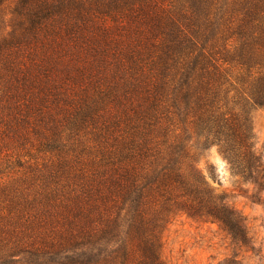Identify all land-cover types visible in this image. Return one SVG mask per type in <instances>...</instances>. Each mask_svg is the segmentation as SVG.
<instances>
[{"label":"trees","instance_id":"trees-1","mask_svg":"<svg viewBox=\"0 0 264 264\" xmlns=\"http://www.w3.org/2000/svg\"><path fill=\"white\" fill-rule=\"evenodd\" d=\"M262 106L264 0H0V264H167L180 214L253 251L196 163L264 189Z\"/></svg>","mask_w":264,"mask_h":264},{"label":"rangeland","instance_id":"rangeland-1","mask_svg":"<svg viewBox=\"0 0 264 264\" xmlns=\"http://www.w3.org/2000/svg\"><path fill=\"white\" fill-rule=\"evenodd\" d=\"M251 125L264 158V106L252 109ZM196 167L245 216L254 250L234 245L215 222L180 214L163 232V259L167 264H223L235 253L246 264H264V189L257 191L252 183L234 175L215 146L203 153Z\"/></svg>","mask_w":264,"mask_h":264}]
</instances>
